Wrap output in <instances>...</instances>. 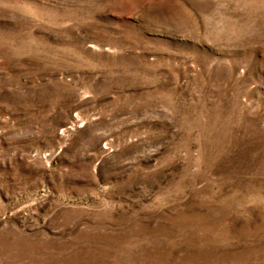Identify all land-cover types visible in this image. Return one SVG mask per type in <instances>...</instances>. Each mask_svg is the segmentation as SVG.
<instances>
[{"label":"rangeland","instance_id":"rangeland-1","mask_svg":"<svg viewBox=\"0 0 264 264\" xmlns=\"http://www.w3.org/2000/svg\"><path fill=\"white\" fill-rule=\"evenodd\" d=\"M0 264H264V0H0Z\"/></svg>","mask_w":264,"mask_h":264}]
</instances>
